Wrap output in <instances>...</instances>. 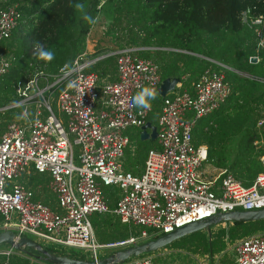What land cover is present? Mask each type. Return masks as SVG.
<instances>
[{"label":"built area","instance_id":"1","mask_svg":"<svg viewBox=\"0 0 264 264\" xmlns=\"http://www.w3.org/2000/svg\"><path fill=\"white\" fill-rule=\"evenodd\" d=\"M19 18L14 4L0 6V47ZM255 33L256 47L264 49V33L259 29ZM135 49L127 46L115 51L112 81L99 82L97 72L85 69L92 59L82 52L42 87L35 77L23 85L17 83L19 99L0 107L21 106V119H3V125L0 119L1 226L13 227L17 235H31L36 241L80 248L90 259H97L100 248L134 243L137 236L154 237L218 211L264 207V152L260 171L249 185H243L225 168L209 175L203 168L206 146L192 142L197 119L216 110L228 95L220 69L204 67L191 90L178 89L161 97L155 125L157 147L147 149L140 173L122 168L128 141L124 129L141 126L150 110L134 107L132 97L143 86L156 90L161 80L155 61L136 55ZM251 57L258 60L257 53L248 60ZM9 67L10 59L0 52V76ZM29 87L35 89L33 94L27 93ZM56 87L59 90L54 92ZM50 95L64 122L51 106ZM255 126L264 131V116L255 120ZM28 165L48 173L57 209L33 199L32 190L17 180ZM101 186L117 189L112 209ZM109 210L119 221L138 226L139 232L114 244L97 242L88 215ZM231 249L232 264H264V232L235 239ZM1 252L8 256L11 248ZM2 264L13 263L5 257ZM114 264L161 263L142 253Z\"/></svg>","mask_w":264,"mask_h":264},{"label":"trees","instance_id":"2","mask_svg":"<svg viewBox=\"0 0 264 264\" xmlns=\"http://www.w3.org/2000/svg\"><path fill=\"white\" fill-rule=\"evenodd\" d=\"M77 3L85 5L84 13L95 23L84 20V13L75 8ZM98 3L99 0H0V6L14 4L20 11L18 23L0 47L7 50L4 57L10 59L8 71L0 76V107L19 99L17 83L23 85L35 77L42 87L62 65H70L75 55H86V43L90 40V55L98 58L85 69L98 74L115 66V51L127 46L136 47V55L153 59L161 78L176 76L185 88L192 85L204 67L217 68L216 62H220L231 67L224 68L228 95L216 110L196 121L192 142L206 146V163L225 168L243 185H249L261 169L260 155L264 152V131L255 126V120L264 114V49L256 47L255 33V29L264 33V0ZM257 17L260 21L254 22ZM37 43L53 51L54 59H38L34 54ZM256 53L257 61L248 60L249 55ZM58 90L56 87L54 92ZM159 100L156 94L150 104L154 106ZM19 109L3 108L0 119L15 117ZM55 112L58 114L56 109ZM134 139L135 152L130 158L125 152L124 170H133L143 162L146 150L155 144V139H139L138 133ZM106 202L112 207L111 200L107 198ZM90 221L99 242L121 240L139 232L120 222L112 212L91 213ZM222 222L226 225L217 227L210 238L208 231L202 229L163 247L213 253L251 232H264V220ZM28 251L29 248L12 249L9 260L13 264H40ZM3 257L0 253V262Z\"/></svg>","mask_w":264,"mask_h":264},{"label":"water","instance_id":"3","mask_svg":"<svg viewBox=\"0 0 264 264\" xmlns=\"http://www.w3.org/2000/svg\"><path fill=\"white\" fill-rule=\"evenodd\" d=\"M253 60V57H251L250 61ZM176 82H178V78L176 76L161 78L156 92L160 97H163L173 90ZM147 129H149V131H147ZM138 137L139 139H155V126L150 124L149 121H145L139 127ZM259 220H264V207L257 209H233L228 211H218L215 214L205 218L187 222L169 232L158 234L140 242L126 244L104 256L98 257L97 259H86L67 254L55 253L40 245L37 241L30 237L25 235H17L10 228H3L0 230V243H6L13 249L29 248L28 252L30 254L36 258H41L50 264H114L130 256L157 250L170 243L174 239H177L193 231L200 229L209 231L211 225L222 221L233 223Z\"/></svg>","mask_w":264,"mask_h":264},{"label":"crops","instance_id":"4","mask_svg":"<svg viewBox=\"0 0 264 264\" xmlns=\"http://www.w3.org/2000/svg\"><path fill=\"white\" fill-rule=\"evenodd\" d=\"M92 50H93V42L90 40V41H87V43H86V48H85V51H86V57L87 58H89V59H92V62L96 59V58H98V57H91L92 55H90L91 54V52H92ZM101 56H103V55H100L99 57H101ZM252 62H254V61H252ZM217 63V68H215V69H220V70H222L223 72H224V68L227 66V65H225V64H223V63H220V62H216ZM209 67H211V68H214V67H212V66H209ZM227 67H229V66H227ZM231 68V67H230ZM230 68H228V69H230ZM98 74V73H97ZM115 77H116V72H115V66H111V69L110 70H108V71H106V72H104L103 74H98V80H99V82H106V81H112V80H114L115 79ZM198 77V76H197ZM192 86V85H191ZM191 86L189 87V88H185V87H183V86H181V83L179 82V80H178V82H176L175 83V85H174V88H173V90L172 91H170L169 93H167L166 95H170L171 93H173L175 90H178V89H187V90H191ZM138 92V91H137ZM137 92H135L134 93V95L137 93ZM157 93V92H156ZM158 94V93H157ZM159 95V94H158ZM160 99H161V97H160ZM160 102V100L154 105V106H152L151 105V108H150V110L148 111V113H147V115H146V118H145V121H149L150 122V124H152V125H156V116H157V113H158V111H159V103ZM53 103H54V98H53ZM19 107H21V106H19ZM31 107H32V104L31 103H29V105H28V111H27V114H28V117L30 118L31 116H32V109H31ZM54 111H55V104H54ZM19 111H20V109H19ZM57 111V110H56ZM58 112V111H57ZM56 113V112H55ZM191 113L188 111V112H186V115L187 116H189ZM63 122L65 121L64 120V116L60 113V112H58V114H56ZM207 115V114H206ZM261 116H264V114L263 115H260L259 117H261ZM202 117V116H201ZM258 117V118H259ZM10 118H20L21 119V116H20V113L18 112V114L15 116V117H9V118H5V119H10ZM200 118V117H199ZM198 118V119H199ZM197 119V120H198ZM4 124V122H3V119H1V125H3ZM140 127V126H139ZM139 127H132V126H130V127H127V128H125L124 129V133H125V135L127 136V139H128V141H127V144L125 145V147H124V149H123V155H122V157H121V164H122V168H123V161L125 160V152H126V155L128 156L129 154H131V157H132V155H134V152H135V139H134V134L135 133H139ZM194 127V126H193ZM147 131H149V129H147ZM130 136L132 137V138H130ZM129 138L130 139H133V140H131V141H134L133 142V147H132V151H130V149L128 148V142H129ZM139 138V137H138ZM147 139H150V138H147ZM141 140H143V139H141ZM150 140H152V139H150ZM154 140V139H153ZM199 144H203V143H199ZM152 147H157V142H156V140H155V144H154V146H152ZM150 148V147H149ZM147 151V150H146ZM145 155H146V153H145ZM144 158H145V156H144ZM143 164H144V159H143V162H141V163H139L138 165H135V167H133V170H128V171H130L131 173H133V174H138V173H140L141 171H142V169H143ZM203 168H206L207 170L209 169L210 171H217V169L218 168H216V167H214V166H212V165H210L209 163H206V162H204V166H203ZM27 170H29V173H26V171ZM231 174V173H230ZM48 179H49V175H48V173L46 172V171H41V172H39V171H36L35 169H33V167L31 166V165H28L21 173H20V175L17 177V180L18 181H20V182H22V183H24V184H26L31 190H32V192H33V194H32V198L33 199H37V200H39V201H41L42 203H44V204H47L48 206H50V207H52V208H54V209H57V206H56V201H55V195H54V193L48 188ZM103 187H104V191H103ZM107 187H109V186H101V190H102V192H103V195H104V197H105V200L107 201V198L109 199V200H111V202H110V205H112V207L114 206L113 204L115 203V197H116V194H117V189H116V187H112L111 189H106ZM113 196V197H112ZM107 203V202H106ZM108 206V205H107ZM111 206H108V209H112V207L110 208ZM94 212H96V211H94ZM103 212H112V211H103ZM92 213V212H91ZM90 213V214H91ZM113 213V212H112ZM89 214V215H90ZM89 215H88V219H89ZM115 215V214H114ZM116 216V215H115ZM117 217V216H116ZM118 218V217H117ZM119 220V219H118ZM1 221H2V219H1V216H0V230L1 229H3L4 227L3 226H1ZM89 221H90V219H89ZM121 222V221H120ZM90 223H91V221H90ZM124 223V222H123ZM219 223H221V222H219ZM127 224V223H126ZM128 225H130L131 226V224H128ZM91 226H92V224H91ZM220 226H224V225H220ZM220 226H217V227H220ZM5 228H10V229H13V227H5ZM92 230H93V227H92ZM93 234H94V231H93ZM22 235H25V236H27V237H30L29 235H27V234H22ZM94 237H95V234H94ZM30 238H32V236L30 237ZM149 238H151V237H149ZM33 240H35L34 238H32ZM148 239V238H147ZM95 240H97L96 239V237H95ZM122 240V239H121ZM36 241V240H35ZM116 241H119V240H116ZM38 242V241H37ZM97 242H99V241H97ZM110 242H115V241H110ZM40 245H42V246H44V247H46L45 245H43V244H41L42 242H38ZM99 243H106V242H99ZM228 249H227V248ZM8 248H11L8 244H6V243H0V253H2L1 251H3V250H5V249H8ZM47 248V247H46ZM162 248V247H161ZM12 249L13 248H11V251H12ZM48 250H51V249H49V248H47ZM163 249L164 250H166L167 248L165 247H163ZM230 250V251H232V249H231V243H228V244H226V246L223 248V249H221V250H219V251H217V252H215L216 253V257H217V264H224V263H229V264H232V256H230L228 253H227V251L226 250ZM158 250V249H157ZM225 250V251H224ZM53 251V250H52ZM53 252H55V253H61V254H66V253H64V252H59V251H53ZM159 252H161V250H160V248H159V250L158 251H153V252H150V254H151V256H153V258L155 257V254H159ZM188 252V251H187ZM10 254V253H9ZM9 254H8V256H5L4 254V257H3V259H2V261L0 262V264H2L3 263V260L5 259V257H8V259H9ZM87 255H88V253H86ZM190 254H192V253H190ZM210 254H212V253H210ZM67 255H69V254H67ZM71 256H73V255H71ZM101 255H99L98 254V256H97V258L98 257H100ZM184 256H189V253H188V255H186L185 253L184 254H182V255H177L176 257L178 258V257H184ZM74 257H77V256H74ZM79 258H86V259H90V257L89 256H87V257H79ZM156 258V257H155ZM35 259V258H34ZM37 259V258H36ZM35 259V260H36ZM31 260V259H30ZM159 260H157L156 262H158ZM176 261H178V260H176ZM175 261V259H171V261L170 262H176ZM11 262V261H10ZM187 262H188V264H196L195 262H194V260L193 259H191V257H188L187 258ZM12 263V262H11ZM159 263H161L162 264V261H160ZM177 263V262H176Z\"/></svg>","mask_w":264,"mask_h":264},{"label":"rangeland","instance_id":"5","mask_svg":"<svg viewBox=\"0 0 264 264\" xmlns=\"http://www.w3.org/2000/svg\"><path fill=\"white\" fill-rule=\"evenodd\" d=\"M0 52H1V55L4 57L6 56L8 53H7V50L2 47L0 49ZM35 91V89L33 87H29L27 89V93L28 94H33ZM53 98L54 96L53 95H50V103H51V106L54 108V105H53ZM133 139H130L129 138V142H128V148L130 149V151H132V147H133V142L134 141H131ZM77 149V146L76 145H73V150L76 151ZM131 157V154L128 155V158ZM26 173H29V170L26 171ZM207 173L210 175L215 173V171H210L208 169ZM113 186H109L107 187L106 189H111ZM113 197V196H112ZM92 213H95V212H92ZM90 216L91 214L89 215V219H90ZM220 225H226V223L224 222H221V223H216V224H213L210 226L209 228V231L207 233V236L210 238V235H212V233L217 229V226H220ZM133 226L134 228L138 229L139 230V227L136 226V225H131ZM132 227V228H133ZM202 230V229H200ZM197 231V230H196ZM207 232V231H206ZM30 236V235H29ZM31 237V236H30ZM150 236H137L136 238V241L135 242H140V241H143V240H146L147 238H149ZM40 240H38L39 242ZM41 244L45 245L47 248L51 249L50 251H59V252H64L66 254H69V255H73V256H77V257H87L88 255L86 254V252H83L80 248H76V247H71V246H65V245H61V244H56V243H49V242H42ZM114 244V242H113ZM126 244H123V245H111V246H108V247H102L98 250V254L101 255V256H104L106 254H108L109 252L117 249V248H120L122 246H124ZM165 248V247H164ZM167 249L164 250L163 247L160 248L161 252H159V254H155V257L153 258V260H159L158 262L162 261V264H188L187 262V258L188 257H191V259L194 260V262L196 264H217V255L215 252H213L212 254L210 253H192V252H187V250H184V249H180V248H174V247H166ZM227 248V247H226ZM228 249V248H227ZM159 250V249H158ZM156 250V251H158ZM226 250V249H225ZM224 250V251H225ZM227 253L230 255V256H233V253L232 251L230 250H226ZM186 254L188 255L189 253V256H184L183 258L182 257H176L177 255H182V254ZM192 253V254H190ZM171 259H175L178 260L176 262H170ZM40 264H50L46 261H44L43 259L41 258H37L36 259Z\"/></svg>","mask_w":264,"mask_h":264},{"label":"clouds","instance_id":"6","mask_svg":"<svg viewBox=\"0 0 264 264\" xmlns=\"http://www.w3.org/2000/svg\"><path fill=\"white\" fill-rule=\"evenodd\" d=\"M75 8L84 13L85 5L82 3H77L75 5ZM83 18L85 21L88 23H95V20L88 15L87 13H84ZM35 55L37 56L38 59L44 60L46 62H50L51 60L54 59V52L50 50H46L43 48L42 45L37 43L35 45ZM72 85L70 84L69 87ZM156 90L154 88L148 87V86H143L140 88V90L132 97V105L134 107L140 108V109H150L151 104L150 101L156 98Z\"/></svg>","mask_w":264,"mask_h":264},{"label":"snow or ice","instance_id":"7","mask_svg":"<svg viewBox=\"0 0 264 264\" xmlns=\"http://www.w3.org/2000/svg\"><path fill=\"white\" fill-rule=\"evenodd\" d=\"M205 215H207V213H204Z\"/></svg>","mask_w":264,"mask_h":264}]
</instances>
